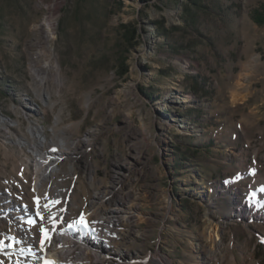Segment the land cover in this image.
I'll return each mask as SVG.
<instances>
[{
	"label": "rangeland",
	"instance_id": "rangeland-1",
	"mask_svg": "<svg viewBox=\"0 0 264 264\" xmlns=\"http://www.w3.org/2000/svg\"><path fill=\"white\" fill-rule=\"evenodd\" d=\"M197 2L0 0V264H264V0Z\"/></svg>",
	"mask_w": 264,
	"mask_h": 264
},
{
	"label": "bare ground",
	"instance_id": "bare-ground-1",
	"mask_svg": "<svg viewBox=\"0 0 264 264\" xmlns=\"http://www.w3.org/2000/svg\"><path fill=\"white\" fill-rule=\"evenodd\" d=\"M50 20V19H49ZM49 20H45L46 24L51 27L52 26V22H50ZM46 37H48V35H46ZM50 54H52L51 50H50ZM45 68H47L48 70H51L53 71L57 76H60V66L58 64V62L56 61H53V62H47L45 65H44ZM239 97V96H238ZM242 97V96H241ZM237 98V97H236ZM1 121H6L5 118H0ZM57 120V118H56ZM30 133H31V136H34V138L37 139L38 141V144H34L33 142L30 141V139L28 137H22V139L19 140L20 144L21 145H24L26 146L27 148L31 149V151L34 153V158H33V163L36 167H38L40 169V173L39 175L37 176L36 178V181H35V187L37 190H40L42 189L43 187V179L45 177L48 176V168H42L41 166V162L39 161L38 159V155H39V148H37L38 146L41 147L45 141H46V136L42 130V128H39V127H30L29 129ZM63 153L60 151V152H57L56 155L54 156V160L57 161L59 159V157L62 155ZM50 168V167H49ZM51 171H56V167H55V163L52 164V169ZM54 197L56 198H59L60 197V190L58 187H55L54 189ZM6 202L8 204H13L14 201L11 197L10 194H7L6 196ZM109 207L105 210L106 213H108L107 215H103L101 217V219H104L106 222H107V225H106V229L108 232H110V227H109V223L117 218H119L120 220L124 219L125 217H128L126 216V214L123 215L122 217V213H128L127 211H125L127 208L126 206H124L121 202H117V201H111L109 202ZM128 207V206H127ZM106 213H103V214H106ZM128 219V218H127ZM83 228L81 229H78V230H75L73 233H71V235H73V237H68V236H60L58 238V242H59V245H61L62 249V253H77V252H80V251H83L84 250V247H86V245L84 246V243L82 241V233H83ZM213 232H217V228H214L213 229ZM105 232L102 233V235H105L104 234ZM91 235L87 241L89 243H92V245L94 247L98 246L99 244H101L102 242V239H104V236L102 235H98L97 233H94V232H91ZM30 237V236H29ZM52 252V251H51ZM53 254L56 252H52ZM51 253V254H52ZM94 259L96 260V262H100L101 261V257H104L105 256H101L99 253H97L95 251L94 253ZM53 256V255H52ZM36 263H39L40 261H35ZM157 263L158 264H165L162 259H158L157 260Z\"/></svg>",
	"mask_w": 264,
	"mask_h": 264
},
{
	"label": "snow or ice",
	"instance_id": "snow-or-ice-1",
	"mask_svg": "<svg viewBox=\"0 0 264 264\" xmlns=\"http://www.w3.org/2000/svg\"><path fill=\"white\" fill-rule=\"evenodd\" d=\"M58 203H60V202L59 201H56V200L50 201L49 203H47V204L44 205V208L46 210L51 211L52 206H54V205H56ZM37 205L39 206V200H37ZM61 211H63V209H61ZM37 214L38 215H41V213H39V212ZM48 218L53 221V227H54L55 226V213L53 212L52 215L49 216ZM28 223L29 224H33L34 221L29 220ZM77 225H84L85 227L87 226V223L85 221V218H84V215L83 214H81V216L79 217L78 220L73 221L68 226L70 228H74ZM40 230H41V233H42L41 244L43 245L45 243V240L50 239V237L48 235L47 229H45L43 226H41V229Z\"/></svg>",
	"mask_w": 264,
	"mask_h": 264
},
{
	"label": "trees",
	"instance_id": "trees-1",
	"mask_svg": "<svg viewBox=\"0 0 264 264\" xmlns=\"http://www.w3.org/2000/svg\"><path fill=\"white\" fill-rule=\"evenodd\" d=\"M189 1L191 3H193V4H197L198 3L197 0H189ZM256 21L258 23H260V24H263L264 23V17L262 19H257ZM133 33H134V31L133 30H129V29L124 31V35L128 39H132L133 38ZM122 65H123V63H122Z\"/></svg>",
	"mask_w": 264,
	"mask_h": 264
}]
</instances>
